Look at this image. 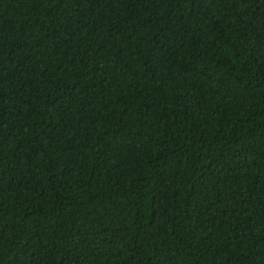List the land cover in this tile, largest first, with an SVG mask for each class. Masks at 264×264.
Returning a JSON list of instances; mask_svg holds the SVG:
<instances>
[{
    "label": "trees",
    "instance_id": "trees-1",
    "mask_svg": "<svg viewBox=\"0 0 264 264\" xmlns=\"http://www.w3.org/2000/svg\"><path fill=\"white\" fill-rule=\"evenodd\" d=\"M0 264H264V0H0Z\"/></svg>",
    "mask_w": 264,
    "mask_h": 264
}]
</instances>
